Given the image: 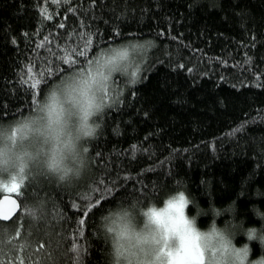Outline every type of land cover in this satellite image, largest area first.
<instances>
[{
	"label": "trees",
	"instance_id": "obj_1",
	"mask_svg": "<svg viewBox=\"0 0 264 264\" xmlns=\"http://www.w3.org/2000/svg\"><path fill=\"white\" fill-rule=\"evenodd\" d=\"M128 44L141 46L137 76L111 82L116 103L90 145L88 174L73 186L25 181L13 193L20 210L0 221L7 238L19 232L3 246L13 259L103 264L98 217L121 199L162 196L178 179L203 206L206 189L218 205L237 199L246 224H260L248 209L264 208L251 198L264 189V0H0V121L27 114L50 84ZM28 205L39 206L37 218ZM22 244L28 252H17ZM252 248L254 259L260 248Z\"/></svg>",
	"mask_w": 264,
	"mask_h": 264
},
{
	"label": "clouds",
	"instance_id": "obj_2",
	"mask_svg": "<svg viewBox=\"0 0 264 264\" xmlns=\"http://www.w3.org/2000/svg\"><path fill=\"white\" fill-rule=\"evenodd\" d=\"M113 50L107 56L115 55ZM91 68L92 74L85 68L50 84L27 114L0 121V185L43 179L73 186L88 174L90 145L116 103L111 80L116 74L130 78L122 61L113 68L97 58ZM201 195L208 198L207 207L178 179L162 196L121 199L108 207L96 224L103 264H264V208L250 205L260 224L247 225L237 199L218 205L206 189ZM251 198L264 199V189L256 186ZM202 218H210L203 227ZM240 236L244 242L237 245ZM254 242L260 254L253 259Z\"/></svg>",
	"mask_w": 264,
	"mask_h": 264
},
{
	"label": "snow or ice",
	"instance_id": "obj_3",
	"mask_svg": "<svg viewBox=\"0 0 264 264\" xmlns=\"http://www.w3.org/2000/svg\"><path fill=\"white\" fill-rule=\"evenodd\" d=\"M65 2H67V0H65ZM46 18L50 19L51 17H46ZM60 27H64V25L61 24ZM45 40H47V37H45ZM87 43H91V35L90 34H89ZM113 51L115 52V55H109V56L105 57V60L113 68H119L120 67V62L127 57V51L121 50V49H119V50H115L114 49ZM78 55L82 56V55H84V53L83 52H79ZM62 60H63L64 63H72V64L76 63V61H73L71 59V56H65V57L62 58ZM92 63H93V61H88L87 62V64H88L87 70H88L89 74H92V68H91ZM83 70L84 69H82L80 71H83ZM28 71L31 73L32 69L29 68ZM41 75H43V74H41ZM131 76L133 78H135L137 76V73L136 72H132ZM133 82H135V80H133ZM40 83H41V81L39 79H37V80H35L32 83L31 87L32 88H36L37 85H39ZM35 102L36 101H34V103ZM133 147H135V146H133ZM24 186H25V180L22 179L20 181H16L15 179H13V181L10 184L0 185V190L6 191V192H16L19 195V194H21L22 188ZM97 203H99V201H97ZM106 203L107 202H105V204ZM103 206L104 205H101V207H103ZM18 207H19V205L17 204L16 200H13V199H10L8 197H5V199L3 201H0V219L8 220L10 218V214L12 213L13 209H16ZM3 209H6V210H3ZM25 211L28 214H32L33 219L37 218V214L39 212V210L33 211L32 209H25ZM89 211H91V209H89ZM84 215L88 216V212H85ZM79 223H80V225H84L85 224V220L81 219L79 221ZM18 236H19V232H17L16 237H12V238L9 239V238H7V230L3 229V228H0V254L6 255V256L9 257L8 264H17V261H18V264H25V257L23 255L17 254V256L13 259L12 256H11V251L9 253H5L4 252L3 246L5 244H11L12 243V239L17 238ZM43 247H44V245L40 244L36 248V252H40L43 249ZM13 250H16V246L15 245H13ZM28 251H29V246L27 244H22L19 247V249L17 250L18 253L28 252ZM72 251L76 252L77 255H79V252H78V250L75 247H73ZM28 262H29V264H39L38 261L37 262H33L32 261L30 253L28 255ZM0 264H5V262L4 261H0Z\"/></svg>",
	"mask_w": 264,
	"mask_h": 264
},
{
	"label": "rangeland",
	"instance_id": "obj_4",
	"mask_svg": "<svg viewBox=\"0 0 264 264\" xmlns=\"http://www.w3.org/2000/svg\"><path fill=\"white\" fill-rule=\"evenodd\" d=\"M140 47L139 45L137 44H128V45H124V46H116V47H112L108 50H106L105 52L101 53L97 58H105L107 57L108 53H109V50H112V49H121V50H125L127 51V57L122 60V63H124L126 65V72H129L130 73V76H131V73L132 72H135L137 70V60L136 58H134L136 56V54L140 51ZM145 51H146V48H145ZM95 58V60L97 59ZM138 59V58H137ZM94 61V60H93ZM120 74H116L111 82L113 80H116L119 79L118 76ZM5 194H13L15 192H6V191H3Z\"/></svg>",
	"mask_w": 264,
	"mask_h": 264
},
{
	"label": "water",
	"instance_id": "obj_5",
	"mask_svg": "<svg viewBox=\"0 0 264 264\" xmlns=\"http://www.w3.org/2000/svg\"><path fill=\"white\" fill-rule=\"evenodd\" d=\"M5 197H8V198L13 199V200H16L17 204L19 205V207L16 208V209H13L12 213L10 214V218L8 220L0 219V221H2V222H8V221L12 220L18 214V212L20 210V203H19V201H18V199H17V197L15 195H13V194H3V195L0 196V201H3L5 199ZM3 210H6V209H3Z\"/></svg>",
	"mask_w": 264,
	"mask_h": 264
}]
</instances>
